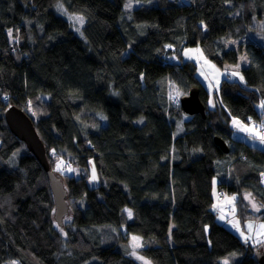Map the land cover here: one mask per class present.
Masks as SVG:
<instances>
[{"label":"trees","instance_id":"16d2710c","mask_svg":"<svg viewBox=\"0 0 264 264\" xmlns=\"http://www.w3.org/2000/svg\"><path fill=\"white\" fill-rule=\"evenodd\" d=\"M124 3L0 0V264H139L129 234L140 236L138 253L151 264H222L231 253L239 258L230 264H258L251 242L211 207L223 186L225 195L236 194L240 220L264 219V146L233 139L229 124L233 116L260 118L254 104L264 97V43L242 38L264 0H142L129 18L121 16ZM56 4L82 17L78 32ZM229 39L238 40L236 48L226 46ZM185 46H200L220 66L245 50L243 80L222 78L208 107L194 62L182 61ZM165 52L178 62H167ZM169 79L199 88L204 117L182 118L167 99ZM12 104L31 118L50 169L63 177L71 217L62 227L53 219L45 171L5 122ZM216 134L233 141L228 153L213 141ZM224 157L231 178L215 185ZM89 158L100 177L94 186ZM62 159L78 164L80 175L55 168ZM243 192L261 209L250 210Z\"/></svg>","mask_w":264,"mask_h":264},{"label":"rangeland","instance_id":"374dc122","mask_svg":"<svg viewBox=\"0 0 264 264\" xmlns=\"http://www.w3.org/2000/svg\"><path fill=\"white\" fill-rule=\"evenodd\" d=\"M141 1L142 0H125L123 9L121 11V16L124 18L125 17L129 18L131 14V10L134 7L138 6ZM178 1L185 2V3L189 2V0H178ZM55 9L62 16L70 20L72 27L77 32L79 31L82 25V22H83V19L80 15L68 13L67 11H65L63 6L60 4H56ZM262 12L263 11H261V13ZM203 29L204 31H206L205 26L203 27ZM242 39L243 40H253L260 44L264 43V12L261 15L256 14L252 17V21L250 25L248 26L246 33ZM9 40L11 42L12 40L14 42L17 41L15 37H13V39L12 37H9ZM237 42L238 40L236 39H229L227 40L226 46L227 47L232 46L236 48ZM189 47H194V46H189ZM165 48L166 50H169V48H172V47L169 45H165ZM197 50L199 51L197 52V60H188V61L194 62L196 77L200 81L203 88L204 89L206 88V90L208 91V98L206 101V105L208 107H213L215 103L217 102L216 92L218 90L220 80L222 78H229L232 80L242 81L243 75L241 72V67L246 66L249 63V59H248V56L245 50L241 52L238 51V59L235 63L226 62L220 66L215 61H213L211 58L205 56L200 46H197ZM163 56L165 57L164 59L169 63L176 62V61L178 62L177 57H175L174 55H171L169 52H165ZM187 93H188L187 86L182 87V85L178 83L177 81L175 83L171 79L168 80L166 96H167V99L171 101L174 105L177 104L178 106L179 97ZM28 103L30 104V100ZM254 105H255L256 110L260 113V118L259 119L249 118V120L245 121V120H241L234 116L231 117L230 126L232 127V137L233 139H238V140L244 139L245 141H247L248 143L252 145L264 146V132L262 131V129L264 128V97H261L257 102H255ZM196 114H199V113H196ZM183 115L184 117H186L188 114H185L183 112L182 118H183ZM174 131H178V130L175 129ZM226 142L229 146H232L234 144L233 141L232 142L226 141ZM19 154H20L19 151H15L11 159H13L14 157H17ZM66 159H62L55 166V168L60 167L59 168L60 171L63 172L64 174H69V175L73 174V175L79 176L82 171L81 167L78 164L72 165V163L69 161H66ZM225 161L226 160L224 157V158H221V160L217 162V172H216L217 175L216 176L218 178H220V176H222L223 174L227 172L226 165L229 163H226ZM55 173L59 177H61V179H63V177L58 172H55ZM99 180H100V177L96 170L93 159L89 158L87 182L89 186H94L98 184ZM258 180H259L260 185L264 188V171H259ZM226 193H227V190L225 189V192L223 195H225ZM213 197L214 199H216L214 193H213ZM257 210L259 209L256 208L254 211H257ZM70 217L71 216H70V211H69V213L66 214L65 217L63 218V221H65V223L68 222L70 220ZM217 220L223 225H225L227 228L233 230L242 240L246 242L247 241L250 242L251 240H254L255 244H253L254 241L251 243L254 245L253 247H255L256 250L262 245H264V219H259L255 216H249V217H244L242 220H240L238 216L235 214V205H234L229 208L221 209ZM59 226L62 227L61 225ZM119 230L122 233H124L125 231L124 227L122 226L119 227ZM105 232L107 233V231ZM261 235L263 239H257ZM127 244L131 250L130 252L131 256L139 264H151L145 256L138 253V249L142 247L140 236L138 234H131V235L129 234L127 238ZM237 258H239V255L237 253H231L225 256L224 258H222L221 263L230 264L232 261L237 260ZM5 264H20V262L17 259H12V260H8ZM84 264H99V259L92 258L86 261Z\"/></svg>","mask_w":264,"mask_h":264},{"label":"water","instance_id":"95a60500","mask_svg":"<svg viewBox=\"0 0 264 264\" xmlns=\"http://www.w3.org/2000/svg\"><path fill=\"white\" fill-rule=\"evenodd\" d=\"M179 105L185 114L199 113L203 117L205 116V103L202 102L199 88L195 85L189 88L187 94L179 97ZM3 117L9 130L24 142L26 148L34 155L45 171L54 202L53 218L61 225L63 217L69 210L66 189L62 179L50 169L44 143L38 135L31 118L22 108L13 104L3 111ZM213 141L224 153L229 151V145L220 135H214ZM253 256L258 264H264V247L255 250Z\"/></svg>","mask_w":264,"mask_h":264},{"label":"crops","instance_id":"0c3cea01","mask_svg":"<svg viewBox=\"0 0 264 264\" xmlns=\"http://www.w3.org/2000/svg\"><path fill=\"white\" fill-rule=\"evenodd\" d=\"M194 47L185 46L182 49L181 57H182L183 61H186V60H197V52H199V51L197 50L196 46H194ZM183 118L185 119L184 115H183ZM181 123H182V120H180V122L177 124L176 129L178 131H174L175 134L180 132V131H182V124ZM229 124H230V122H229ZM226 167H227V172L225 174L220 176V178H218L216 175L213 178V181H214L215 185H216V183H218L220 181L229 180L231 178L230 173H229V165L227 164ZM242 196H243L244 200L248 202L250 210H255L256 208L261 209V207L259 208L260 205H259L258 201H256L251 196L250 193L243 192ZM235 198H236V194L235 193L227 194V195H224L223 197H220V198L216 197L215 202H213L214 204H212L213 206L211 208L212 209H216L215 211L218 213L217 214V218H218V215L220 214V210L221 209L229 208V207H232V206L235 205ZM127 212L129 213V210H127ZM257 239H263L262 235L259 236ZM253 241L254 240H251L250 242H253ZM250 242H248V243H250ZM253 244H255V241H254ZM253 244L251 243L252 246H254Z\"/></svg>","mask_w":264,"mask_h":264},{"label":"built area","instance_id":"2783aa9c","mask_svg":"<svg viewBox=\"0 0 264 264\" xmlns=\"http://www.w3.org/2000/svg\"><path fill=\"white\" fill-rule=\"evenodd\" d=\"M262 131L264 132V128L262 129ZM225 192V188L223 186H220L219 188H217L216 190V195L218 197H221L220 195H223Z\"/></svg>","mask_w":264,"mask_h":264},{"label":"bare ground","instance_id":"6f19581e","mask_svg":"<svg viewBox=\"0 0 264 264\" xmlns=\"http://www.w3.org/2000/svg\"><path fill=\"white\" fill-rule=\"evenodd\" d=\"M7 32L9 33V37L13 36L12 29H8ZM183 61V60H182ZM189 90V89H188ZM221 136V135H220ZM222 137V136H221ZM223 138V137H222ZM225 140V138H223Z\"/></svg>","mask_w":264,"mask_h":264}]
</instances>
